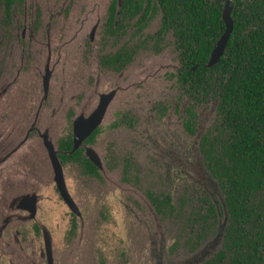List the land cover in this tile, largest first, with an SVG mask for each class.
Instances as JSON below:
<instances>
[{"label": "flooded vegetation", "instance_id": "1", "mask_svg": "<svg viewBox=\"0 0 264 264\" xmlns=\"http://www.w3.org/2000/svg\"><path fill=\"white\" fill-rule=\"evenodd\" d=\"M85 2L0 0V264L68 262L77 242H82L87 215L97 230L103 223L115 224L114 204L107 196L110 185L124 202L135 201L136 191L163 219L184 215L189 194L176 203L169 190L149 181L154 166L138 161L136 153L122 145L142 122L139 99L145 88L140 83L145 77L159 85L158 95L164 94L162 99L153 98L150 108L155 117L162 121L180 116L190 138L198 134V106L215 100L213 116L197 137L196 148L223 198L222 245L228 211L206 153L211 139L218 137L220 124L215 74L209 79V73L198 72L197 63L189 65L186 46L165 21L160 0L104 4L94 0L84 6ZM72 22L77 26L67 34ZM167 52L174 53L176 63H149L144 70L145 59L164 58ZM33 99L36 106L29 113L27 102L34 103ZM55 99L57 107H51L45 117L42 109ZM43 134L52 143L57 171ZM82 134L86 135L77 142L76 135ZM29 137L34 141L30 146L25 145ZM201 198L198 208L185 216L182 244L176 239L169 246L171 252L179 247L195 252L214 230L216 206L209 195ZM99 255L100 264H108L102 252Z\"/></svg>", "mask_w": 264, "mask_h": 264}, {"label": "trees", "instance_id": "2", "mask_svg": "<svg viewBox=\"0 0 264 264\" xmlns=\"http://www.w3.org/2000/svg\"><path fill=\"white\" fill-rule=\"evenodd\" d=\"M225 1L160 3L165 21L186 46L189 65L197 63L209 79L215 74L219 84V132L206 153L228 220L222 249L203 264H264V0L229 1L233 28L208 69L204 65L225 28Z\"/></svg>", "mask_w": 264, "mask_h": 264}, {"label": "rangeland", "instance_id": "3", "mask_svg": "<svg viewBox=\"0 0 264 264\" xmlns=\"http://www.w3.org/2000/svg\"><path fill=\"white\" fill-rule=\"evenodd\" d=\"M85 1L84 6H88L87 2L94 0ZM95 1L104 4L108 0ZM75 10H77L76 7ZM76 26V23H70L67 34H70L72 28ZM156 26H158V23L154 24L150 30L155 29ZM165 60L176 63L174 53L167 52L164 58L153 57L148 60L145 59L143 65L146 68L144 70L148 69L149 63L154 66ZM152 81L148 82L145 77V82L140 83V86L145 88L144 95H141L143 99H139L142 122L139 123L138 128L135 130L134 136L124 137L122 145L125 149L136 153L138 161L145 162V165L150 167L154 166L150 170L151 178L149 181L155 186L169 190L176 203L181 199V196H188L189 194L185 204L184 215L174 219H163L153 212L148 201L136 191H134L133 196L136 199L135 201L124 202L121 199L122 196L119 190L110 185L107 196L109 201L114 204L112 214L115 224L103 223L104 226H100L97 230L93 224V218L87 215V225L84 224L85 229L81 230L82 242H77L79 246L74 251L72 259L64 264H100V252H102L108 264H125L123 260L128 262L127 264H200L203 260L213 255L221 246L226 223L223 198L216 182L208 176V172L204 164H202L201 156L196 148L197 137L203 132L209 119L213 116L211 111L214 108L215 100L207 99L198 106V134L190 138L185 135L181 127L180 116L170 115L162 121L155 117L156 113L150 108L155 101L153 98L162 99L164 94H157L159 85L156 87V84ZM183 98L185 99L186 97L183 96ZM35 100L37 99H33L34 103L31 100L27 102V111L29 113L36 106ZM62 100L66 101V99ZM68 100L71 102V99ZM56 104L57 100L55 99L53 103L50 101L44 107L45 109H42L45 117L50 112L51 107H57L55 106ZM84 106L87 108L86 104ZM62 111L64 109L60 111L59 116ZM157 123L160 124V127L157 126ZM175 129H178V131ZM178 132L179 135H177ZM163 134H166L167 137L164 138ZM33 142L31 137H29L25 145L30 146ZM39 154L42 155L43 153L39 151ZM149 157H153L158 166L155 163H151ZM30 167L29 163L28 170ZM33 167L35 170L37 169L35 165ZM105 190L106 188H103L100 193H105ZM202 195H209L216 206L217 222L214 230L195 252L191 253L184 247H179L171 252L169 246L176 239H178L176 241L179 244H182L184 238L180 236L185 233V230H183V228H186L185 216L189 211L198 208ZM86 198H88L87 195ZM100 233L103 236H100ZM123 250L128 258H126Z\"/></svg>", "mask_w": 264, "mask_h": 264}, {"label": "water", "instance_id": "4", "mask_svg": "<svg viewBox=\"0 0 264 264\" xmlns=\"http://www.w3.org/2000/svg\"><path fill=\"white\" fill-rule=\"evenodd\" d=\"M229 1L230 0H226L222 9V13H221V19L224 22V31L223 33L220 35V37L218 38V40L216 41L214 47L212 48L210 54H209V58L208 61L206 63V65L208 67L214 65L215 63L218 62L219 58L221 57V55L223 54L224 48L226 46L227 40L230 36V33L232 31L233 28V20L230 16V11H231V6L229 5ZM96 121L90 122L87 125V132L86 134L90 131V129L94 126ZM86 134H82V135H76L77 137V142H79ZM43 142L45 145V148H48L50 151V158L53 162V167L54 169L57 171V162L56 159L54 157V151H53V147H52V143L51 141L47 138L46 134H43ZM77 144V143H75Z\"/></svg>", "mask_w": 264, "mask_h": 264}]
</instances>
